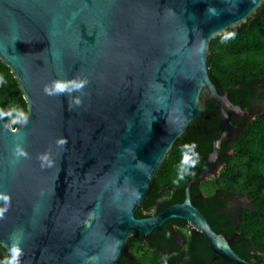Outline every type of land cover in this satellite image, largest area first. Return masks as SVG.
<instances>
[{
  "label": "water",
  "instance_id": "1",
  "mask_svg": "<svg viewBox=\"0 0 264 264\" xmlns=\"http://www.w3.org/2000/svg\"><path fill=\"white\" fill-rule=\"evenodd\" d=\"M263 1L0 0V60L27 103L17 127L0 115L3 264H13L14 247L18 264H119L130 257V234L146 239L176 218L222 261L264 264L232 248L240 213L231 237L217 233L190 194L193 184L218 177L221 145L243 125L232 116L259 112L218 92L208 75L209 41L240 27ZM208 100L219 123L203 168L186 181L181 202L136 217Z\"/></svg>",
  "mask_w": 264,
  "mask_h": 264
},
{
  "label": "trees",
  "instance_id": "2",
  "mask_svg": "<svg viewBox=\"0 0 264 264\" xmlns=\"http://www.w3.org/2000/svg\"><path fill=\"white\" fill-rule=\"evenodd\" d=\"M208 75L219 93L228 92L232 103L255 110L253 117L232 116L243 125L238 136L221 145L218 177L190 188L192 203L217 233L231 237L240 213L234 251L247 261L264 260V1L240 27L227 29L210 39ZM0 115L17 127L27 114V103L11 69L0 60ZM215 110L209 118L205 113ZM219 111L206 101L205 111L192 120L175 141L156 173L153 186L135 211L136 217L158 213L184 198L186 181L197 175L212 150ZM13 121H19L13 123ZM224 152V153H223ZM191 161H196L195 166ZM247 195V199H245ZM183 240L184 244L179 242ZM130 257L119 264H230L215 257L205 237L181 219H169L145 239L139 232L128 237ZM6 255L0 246V264Z\"/></svg>",
  "mask_w": 264,
  "mask_h": 264
},
{
  "label": "clouds",
  "instance_id": "3",
  "mask_svg": "<svg viewBox=\"0 0 264 264\" xmlns=\"http://www.w3.org/2000/svg\"><path fill=\"white\" fill-rule=\"evenodd\" d=\"M0 81H2V78H0ZM65 87H66L65 85H62V84H59V83H57L56 86H55L57 92H64V91H65ZM76 87H77V88H81V87H83V82H82L81 84H79V85H76ZM45 91L47 92L48 89L45 88ZM77 102H78V101H77ZM20 119H21V120H25V117L23 116V114H21ZM16 122H19V121H13V123H16ZM20 154H21V155H24L23 152H21ZM190 163H191L192 166H195L196 161H191ZM3 199H4L5 201H8V200H9V197L4 196ZM4 211H6V209H0V218H3V212H4ZM20 254H21V253H20L19 248H15V247H14V248H13V264H18V257H19Z\"/></svg>",
  "mask_w": 264,
  "mask_h": 264
},
{
  "label": "flooded vegetation",
  "instance_id": "4",
  "mask_svg": "<svg viewBox=\"0 0 264 264\" xmlns=\"http://www.w3.org/2000/svg\"><path fill=\"white\" fill-rule=\"evenodd\" d=\"M179 244H180V245H183V244H184L183 240H181V241L179 242Z\"/></svg>",
  "mask_w": 264,
  "mask_h": 264
}]
</instances>
